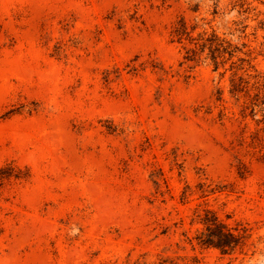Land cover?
I'll return each instance as SVG.
<instances>
[{"label": "rangeland", "instance_id": "obj_1", "mask_svg": "<svg viewBox=\"0 0 264 264\" xmlns=\"http://www.w3.org/2000/svg\"><path fill=\"white\" fill-rule=\"evenodd\" d=\"M0 264H264V0H0Z\"/></svg>", "mask_w": 264, "mask_h": 264}, {"label": "trees", "instance_id": "obj_2", "mask_svg": "<svg viewBox=\"0 0 264 264\" xmlns=\"http://www.w3.org/2000/svg\"><path fill=\"white\" fill-rule=\"evenodd\" d=\"M187 25L184 21L174 30L175 38L179 42L187 40L189 45L186 46V61L198 62L204 56L209 58L218 69L220 65H224L228 60L232 59L238 51H241L238 46L233 45L229 40L218 36L216 32L208 34L201 32L198 36H190L187 30ZM187 35V36H185ZM242 77L240 83H237L232 92L242 91ZM201 222L204 228L197 233L195 239L198 244L203 246H212L221 250L222 253H227L235 250L240 244L241 239L245 236L247 229L229 227L211 210H206L201 217ZM237 231V233L235 232Z\"/></svg>", "mask_w": 264, "mask_h": 264}]
</instances>
